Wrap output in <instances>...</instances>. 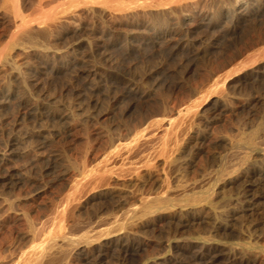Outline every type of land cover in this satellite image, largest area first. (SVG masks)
Instances as JSON below:
<instances>
[{"label": "rangeland", "instance_id": "rangeland-1", "mask_svg": "<svg viewBox=\"0 0 264 264\" xmlns=\"http://www.w3.org/2000/svg\"><path fill=\"white\" fill-rule=\"evenodd\" d=\"M230 1L200 0L188 26ZM12 2L0 0V53L21 40V23L35 24L50 10H75L81 28L11 46L0 69V91L10 83L52 113L15 122V99L0 108V153L7 158L0 155V264H24L38 245L49 244L65 199L84 197L85 181L151 130L156 138L123 164L140 168L142 180L118 181L122 189L89 202L62 228L75 240L66 264H264V177L255 185L264 170V73L250 74L259 65L264 70V9L229 30L200 26L180 44L134 50L101 31L122 38L141 26L88 14L80 0H17L18 13ZM144 19L138 14L135 22ZM14 64L25 80L7 77ZM221 89L223 99L212 101ZM205 98L211 102L203 104ZM254 131L256 146L244 141ZM159 147L174 150L175 164L150 174L144 158L155 154L150 163H157L164 157ZM244 152L248 158L240 161ZM252 190L259 195L249 202ZM160 197L170 199L167 208ZM146 203L153 211L137 216ZM102 228L128 235L109 251L95 243L79 256L84 236Z\"/></svg>", "mask_w": 264, "mask_h": 264}, {"label": "bare ground", "instance_id": "bare-ground-1", "mask_svg": "<svg viewBox=\"0 0 264 264\" xmlns=\"http://www.w3.org/2000/svg\"><path fill=\"white\" fill-rule=\"evenodd\" d=\"M7 1L8 0H5L6 5H8ZM199 1L200 0H155L150 2L143 0L142 4H135L130 0H80V3L83 4L82 9L88 14H107L110 17L115 18L117 22L125 20L130 24L132 22V24L141 26L126 30V33H124L122 38H118V34L110 28L101 31L102 36L106 37L110 42L114 43L120 41L121 49L133 45V49L135 47L137 50L141 47L151 49L159 43L180 44L183 39H188L192 35L193 28H199L200 26L205 27L209 32L219 27H224L229 30L231 27L236 26L243 21L249 19L257 20L259 17L258 14L264 9V0H233L229 3L223 4L217 10L203 11L199 23L194 27H190L188 26L190 25L189 22L196 20L195 11L198 7ZM11 7L13 10H16L17 13L19 12L17 0H13ZM187 7H189V9ZM179 12L180 14H178ZM138 14H141L145 18L142 22H135ZM41 17L42 20L35 24H28V22H25L24 24L21 23V25H19V30L22 34L21 40H19V42L12 41L5 46L0 53V59L7 61L9 59L7 50L18 43L22 45L28 43L36 45L39 37L50 35L60 28H66L74 32L81 28V24L76 22L75 10L70 12L67 16L59 15L58 12L50 10L44 12ZM157 18H160V20H156ZM14 21L16 22V20ZM156 21L158 24L155 23ZM134 31L137 33L134 34ZM142 43L146 44L142 46ZM6 61L0 69L5 68V64H7ZM260 66L261 65L258 66L259 69L251 71L250 74H257L258 76L263 74L264 70L261 69ZM26 76L27 73L22 72L21 74L20 70L17 71V66L15 64L11 65V71H8L7 73L8 78H21V80H25ZM228 80L226 77L221 82L222 84H225ZM219 93L220 94H217L212 98V101L217 102L223 99L222 89ZM14 99L17 101V106L19 108L15 122L20 119L25 120L30 118V116L35 117V119L38 120L42 119L44 116L52 114L51 111L41 112V107L25 101L12 84H3L2 90L0 91V108L12 103ZM208 102H211V98H205L203 104ZM168 124L172 126V122H169ZM153 131L154 130L148 131L144 138L137 136L132 140L129 147H124L121 152H119L121 158L114 159L112 163L115 165L117 161L120 160L122 163L120 167L113 168L114 165L112 167L105 165L94 176L88 178L84 183L86 191L84 197L77 195L65 199L62 208L57 212L55 229L53 231L49 230V239L51 242L49 244L38 245L36 250L26 257L24 264H66L67 257L71 254L70 251L75 240L71 237L61 235L62 228L66 225H70V222L72 221H77L82 209L89 202L97 198H103L113 190L122 189L119 188L118 181L123 183L126 181L142 180L145 175L140 168H126L123 164L126 160L131 158L133 154L138 153L140 146L146 145L152 141V138H156ZM255 134V131L252 132L244 139V141L252 146H256L258 141L256 140ZM11 146L12 145L7 148L10 149ZM157 152L164 155V157L154 159L157 163H150L155 154L153 157L147 156L144 158L146 163H148L147 168L150 174L154 173L155 168L159 165L166 166L175 164V158L172 156L174 150L159 147L156 149V153ZM0 155L2 156L1 160L7 159L5 154L0 153ZM247 158L248 152H244L240 156V161H244ZM263 177L264 170L259 173V177L255 180L256 186L261 184ZM258 195L259 194H257L255 190H252L249 194L248 201L253 202ZM159 200L164 203L165 208L168 207L170 201L169 198L160 197ZM152 208L153 206L151 204L146 203L145 207L136 210L135 214L137 216H143L146 213L152 212ZM119 226L122 227L121 222L119 223ZM127 235L128 232L120 234L109 228H102L93 237L90 235L84 236L86 243L78 248L77 254L84 257L87 254L89 247L95 243L98 244L97 247L99 251H109L110 248L118 244Z\"/></svg>", "mask_w": 264, "mask_h": 264}]
</instances>
